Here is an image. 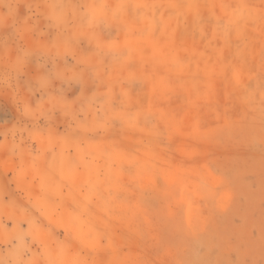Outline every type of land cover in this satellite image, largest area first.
<instances>
[{"label": "clouds", "instance_id": "clouds-1", "mask_svg": "<svg viewBox=\"0 0 264 264\" xmlns=\"http://www.w3.org/2000/svg\"><path fill=\"white\" fill-rule=\"evenodd\" d=\"M178 127L257 188L264 0H0V264H264V224L168 217Z\"/></svg>", "mask_w": 264, "mask_h": 264}, {"label": "rangeland", "instance_id": "rangeland-1", "mask_svg": "<svg viewBox=\"0 0 264 264\" xmlns=\"http://www.w3.org/2000/svg\"><path fill=\"white\" fill-rule=\"evenodd\" d=\"M219 87V85H217ZM189 133L178 127L177 144L179 151L174 157L170 175L177 173L203 177L200 187L191 191L184 185L178 196L167 205L168 217H178L189 228L207 229L221 238L245 241L246 224H264V169H253L257 188L249 191L245 177L236 171V157L242 161L246 154L230 147L199 146L190 141ZM212 161L209 162L208 154ZM150 232L168 235V221L163 217H144Z\"/></svg>", "mask_w": 264, "mask_h": 264}]
</instances>
